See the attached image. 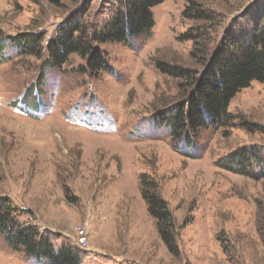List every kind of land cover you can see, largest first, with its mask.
I'll return each instance as SVG.
<instances>
[{
    "label": "rangeland",
    "instance_id": "1",
    "mask_svg": "<svg viewBox=\"0 0 264 264\" xmlns=\"http://www.w3.org/2000/svg\"><path fill=\"white\" fill-rule=\"evenodd\" d=\"M119 4L0 0V198L80 264H264V83L232 99L222 127L190 135L194 147L167 122L208 56L251 37L264 0H163L150 35L96 46L99 73L79 54L47 65L52 39L76 26L91 35ZM29 35L32 49L18 45ZM252 149L242 172L229 168L233 154ZM144 175L172 213L178 256L148 212ZM0 264L49 261L15 250L0 230Z\"/></svg>",
    "mask_w": 264,
    "mask_h": 264
},
{
    "label": "trees",
    "instance_id": "2",
    "mask_svg": "<svg viewBox=\"0 0 264 264\" xmlns=\"http://www.w3.org/2000/svg\"><path fill=\"white\" fill-rule=\"evenodd\" d=\"M163 0H119V7L112 18L91 35L79 26L64 29V35L52 39L47 53L51 65L60 66L71 54L88 58L91 73L105 69V57L96 46L101 44L129 43L150 35L155 27L153 9ZM264 9L255 19L251 37L243 44L229 38L223 47L208 56L204 74L196 79L189 101L168 118L174 137L190 148L194 147L190 135L208 127H222L231 115L228 108L232 99L243 89L257 81L264 83ZM90 41L86 43V41ZM18 45L32 49L37 43L35 36H24ZM37 90H39L37 86ZM26 104H28L26 102ZM33 105V104H29ZM196 145V144H195ZM257 158V150L239 151L228 159V165L238 172ZM142 195L150 216L156 221L158 233L165 246L174 256L179 255L176 224L167 203L161 198L158 185L144 175L141 178ZM7 201L0 198V230L15 250H24L28 256L46 259L49 264H80L79 253L70 247L54 249L50 237L33 226L20 225Z\"/></svg>",
    "mask_w": 264,
    "mask_h": 264
},
{
    "label": "built area",
    "instance_id": "3",
    "mask_svg": "<svg viewBox=\"0 0 264 264\" xmlns=\"http://www.w3.org/2000/svg\"><path fill=\"white\" fill-rule=\"evenodd\" d=\"M79 234L81 237V243L83 244V246H86V230L80 229Z\"/></svg>",
    "mask_w": 264,
    "mask_h": 264
}]
</instances>
